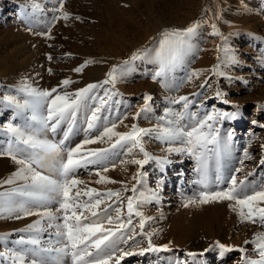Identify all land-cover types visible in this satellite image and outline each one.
Returning a JSON list of instances; mask_svg holds the SVG:
<instances>
[{
    "label": "snow or ice",
    "instance_id": "snow-or-ice-1",
    "mask_svg": "<svg viewBox=\"0 0 264 264\" xmlns=\"http://www.w3.org/2000/svg\"><path fill=\"white\" fill-rule=\"evenodd\" d=\"M32 7L43 11L38 4ZM52 11L59 15H53L48 22V31L39 35L52 38L51 26L60 19L68 20L71 15L64 10L63 0H59V6ZM201 26L202 21H194L185 28L162 30L158 38H154V44L137 49L122 64L113 65L105 80L89 83L75 91L68 90L76 83L71 78H65L51 89L33 86L29 80L21 79L16 85L9 86L8 94L0 96V107L13 110L12 119L0 126V136L6 138L0 139V157H9L18 165L16 171L0 180V186H8L0 191V218L38 217L18 230L22 235L15 241H10L11 233H0V246L4 247L0 257L6 258L10 264H121L128 256L170 250L168 245L153 243L152 238L158 233L145 231V224L154 218L146 217L141 210L145 204L161 199L159 188L165 181L162 176L157 189H147L148 173L144 166L150 161H156L162 168L172 163L166 156H155L146 149L145 137L153 136L168 144L166 152L183 154L195 161L192 183L201 190L194 197L187 198L185 206L227 202L241 223H258L264 227V179H249L255 173H243L244 159L238 161L240 167L232 166L233 131L225 130L221 134L220 125L224 120L239 118V105H235L237 111L234 112L213 108L201 116L189 111L197 103L195 99L180 96L178 100L170 99V103H182L184 110L176 112L168 108L165 116L159 118L174 117L167 121L168 127L144 128L133 123L128 131L117 130L128 116L120 110L122 94L115 89L116 83L134 71L136 61H143L157 65L151 77L168 87L169 74L180 67L187 70L189 55L198 51L193 40ZM211 28L212 34L223 41L218 50L224 55L218 57L220 63L209 70L192 69L187 74L188 81L204 71L226 76L221 63H241L235 50L229 46L228 37L215 23ZM52 58L48 56L49 60ZM258 59L264 62V55ZM93 62L86 60L74 71L82 72ZM48 71L51 73L52 69ZM205 85L211 87L207 80L200 87ZM100 90H103L102 95ZM200 95L192 94L193 97ZM225 95L219 88L216 90L217 98L223 99ZM143 99L145 103L135 112L134 119L142 115L147 118L153 111L150 103L153 97L145 94ZM199 103L203 106V100ZM224 103L228 101L224 100ZM81 114L84 116L82 122L78 120ZM185 117L189 123L181 125L180 121ZM257 123L252 121V124ZM81 133L84 138L73 144V138ZM95 144H106L107 147H86ZM121 156H131V159H119L120 165H137V171L131 177L135 181L131 188L123 181L119 182L122 187L118 190H81L78 187L84 182L77 178V172L89 166H95V175L99 176L97 183H117L103 173H107L110 167L115 168L117 160L113 158ZM243 157L251 158L247 148ZM259 163L264 165V157ZM238 174L242 178L238 179ZM128 192L132 194L125 195ZM134 218H139L137 223ZM138 236L147 240L148 247L139 252L125 250L139 246ZM245 244L254 245L255 257L249 256L245 247L219 241L204 252H189L188 256H203L219 249L217 255L223 259L227 253L239 251L243 255L238 264H264V231L255 233L254 238Z\"/></svg>",
    "mask_w": 264,
    "mask_h": 264
},
{
    "label": "rangeland",
    "instance_id": "rangeland-1",
    "mask_svg": "<svg viewBox=\"0 0 264 264\" xmlns=\"http://www.w3.org/2000/svg\"><path fill=\"white\" fill-rule=\"evenodd\" d=\"M222 1L223 0H63L64 10L71 14L70 18L68 20L60 19L52 25V38H48L47 36L39 35L38 32L48 31V22L51 21L52 16L59 15V13H54L52 11L55 7L59 6V0H4V5H2V7L0 6V96L8 94V87L19 83L21 79H27L31 83L34 80L33 83H36H34L33 86L44 89V86L40 85L38 82L39 80L44 81L53 74L63 73L70 68H74V66L84 64V62L81 63L79 61L83 60V58H85V61L89 60L90 57L94 55L103 54L112 59L116 54L122 53L121 58L117 59L116 62L111 60L112 66L120 65L137 49L154 44V38H158V34L162 30L166 28H185L194 21H202V27L198 30L196 35L197 40H193L198 51L189 55L188 62L191 61V64L187 63V70L184 67L178 68L175 82L178 80L179 83H174L175 86L177 85L176 87L174 84L169 85L168 83L170 87H165L159 79H152L151 74L156 71L157 65L136 61L134 71L125 78V90H127V92L125 90H119L120 93L122 91L123 100L126 97L131 99L130 107L134 114L135 111H138L139 107H142L145 103V101L141 99L145 94L153 97V100L150 102L153 103L154 107L153 111L149 113L151 118L148 114L149 117L147 116V118H145L141 116L139 119H136L135 122L149 123V121H161L159 118L162 117V112L160 111L162 104L155 101V93H151L152 90L149 88V83H155L159 91L163 92L162 95L165 97H167V93L170 92L168 98H172L174 93L179 94L184 88H187L188 80L186 77L188 72L191 71L192 68L194 69V67H201V60L206 58V61H209L207 68L211 69L213 65L220 63L218 57L222 58L224 55L222 51H217L216 55V50H218L219 45H222L223 41L221 37L212 34L213 29L211 25L215 23L221 27L220 32H223L224 36L225 32L228 33L232 31V28L236 27L238 35L236 36V34H234L235 36L228 38V41L232 44L229 46L231 49L235 50L241 63L238 65L221 63V70L227 74L226 76H216L210 71L211 78L215 77L217 82H219V89L222 91L225 89L226 95L230 101L225 105H221L217 100L220 98L214 96L211 100L205 102L202 113L204 114L205 111H211L213 108L224 112H234L237 111L235 105L240 106L239 118L241 121L239 119L224 120L220 125L221 134L223 135L225 130H232V142L234 143L236 140L240 143L239 152L237 151V153L235 151L232 154V166L240 167L241 165L238 161L244 159V164H254L255 166H243V173L247 174L251 172L254 166L258 177L264 179L263 165H259V161H257L259 156L263 155L264 148L260 146L259 151L257 150L261 152L260 155H251L248 152L251 157L250 159H245L242 156L244 150L241 151L245 148L248 150L249 147L258 144L256 142L260 137L262 138L261 132L264 129V127H262L264 124V108L261 107L264 105V62L258 59L264 55V39H261L264 37V20H262V17L264 18V11L261 14L259 13V17L257 16L256 19H253L251 22V24L253 23V27L249 28L244 21L226 22L225 16H223L224 8L221 5L223 4ZM237 2L238 0L233 3L236 4ZM33 4H38L39 9H43V11L34 10L32 7ZM250 10L252 11L253 9ZM190 14L192 17L184 22ZM76 17H80V19H76ZM210 20L212 22L214 20L215 22H209ZM207 23H210V25H207ZM24 27L28 29L26 30ZM50 44L51 46H49ZM207 44L210 46L207 47ZM207 52L212 54H210L211 56L209 55L211 58L206 55L208 54ZM213 52L215 53L213 54ZM204 53L206 57L203 55ZM49 55L53 57L51 60L48 59ZM191 57L194 59L192 60ZM189 68H191V70ZM48 69H52L53 72L50 73ZM175 75L174 73H170L166 82L169 81V77L173 79ZM229 77H231V79H229ZM123 80L124 79L121 81ZM145 80L147 83L142 82ZM171 87H175V91H172ZM180 106L182 107L183 104L179 103L178 108L181 109ZM12 116V109L0 107V126L8 122V120H11ZM253 120H256L258 123L255 125L252 124ZM187 123L188 122L185 124ZM2 138L4 139L5 137L0 136V139ZM152 141V137L150 139L145 138V147L151 153H156V151H154L156 148L168 146V144L160 139H158L157 146H155ZM96 146L97 145H92L89 147ZM179 156L180 154L178 153V157ZM184 157L188 159L187 162L192 167V170L195 161L186 155H184ZM115 158L116 157L113 159ZM119 159H131V157L128 156V158H123V156H121L116 158L117 166L115 168L110 167L107 173H103V175L108 176L111 180L117 181V183H97L99 176L95 175V166H89V168H82L77 172V178L84 182L78 187L81 190L85 188H97L100 191H105L107 189L118 190L122 187L119 182L123 181L131 188L132 184L135 183L131 177L137 171V165H120L118 163ZM151 164L155 165L156 163L150 161L149 164L144 166V171H147L149 184L153 187L157 182L158 173L157 170H155L154 175L150 172ZM17 167L18 165L9 157H0V180L16 171ZM191 170L189 169V174H186L183 178L181 175L178 177L174 176L172 181L165 182V193L173 192L171 198L162 196L158 202L153 201L145 204L141 208L146 217L152 213H155V216L159 213L153 220H148L146 222L145 231H156L158 234L153 236V243L157 246L168 245L170 250L150 252V254L147 252L150 258L133 260L134 262H131V264H177V262H180V264H213L214 261L215 264H238L243 255L239 251L227 253L226 257L223 259H220L217 255L219 249L204 253L203 256H188L189 252H204L209 246H214L216 241L225 245L245 247L248 251V255L255 257L254 245H246L245 242L244 245H236L227 240L229 239V234L233 236L237 228L247 223H241L240 221H231V224L228 223L230 222L229 211L232 210L229 208L227 202H214L201 206H185L187 198L194 197V195L201 190L198 185L192 183L195 176H193V170L192 173H190ZM240 178H242V176L238 174V179ZM253 178L252 176L249 177V179ZM6 187L8 186H0V191H3ZM147 189L149 188L147 187ZM131 194V192H128L125 195ZM83 199H87V197H83ZM36 219H38L36 216H29L20 220L0 218V233H11L10 241H15L22 235L18 230L24 228ZM138 219L139 218H134V223H137ZM223 221L224 223H222ZM259 227L264 231V227L262 228L260 224ZM251 228H253V226L250 224L245 226L244 233L246 236L248 234L250 235L252 231ZM46 238L47 236H45V239ZM246 238L247 240H252L249 236ZM137 240L141 241L138 247H134L133 249L126 248L125 250L136 249L135 251H138L139 249L137 248L148 245L147 240L143 237L138 236ZM201 242L202 244L205 242L202 246L204 247L203 249L194 247L189 249V246H196ZM3 250L4 247L0 246V251ZM136 261L139 262L137 263ZM0 264H10V262L4 257H0Z\"/></svg>",
    "mask_w": 264,
    "mask_h": 264
},
{
    "label": "bare ground",
    "instance_id": "bare-ground-1",
    "mask_svg": "<svg viewBox=\"0 0 264 264\" xmlns=\"http://www.w3.org/2000/svg\"><path fill=\"white\" fill-rule=\"evenodd\" d=\"M27 1V0H26ZM236 2L237 0H223L222 1V3L223 4H221L222 6H223V8H224V10H223V16H225V21L226 22H231L232 23V21H236V22H238V21H241V22H245L246 24H247V27H249V28H252L253 27V23L251 24V22L253 21V19H256V17L258 16V15H260L263 11H264V0H238V2L236 3V4H234L233 2ZM2 5H4V0H0V6L2 7ZM235 6H237V7H235ZM217 7V6H216ZM220 8V7H219ZM216 9H218V8H216ZM250 9H253L252 11L250 10ZM253 11H254V13H253ZM222 12V11H221ZM250 13V12H252V13H250V14H248V13ZM260 13V14H259ZM214 14V13H213ZM221 14V13H220ZM216 15V14H215ZM213 16V15H212ZM221 16V15H220ZM192 17V15L190 14L189 16H188V18H186L185 20H184V22L186 21V20H188V19H190ZM211 17V16H210ZM259 17V16H258ZM215 18H216V16H215ZM211 19V18H210ZM223 19V18H222ZM34 20V19H33ZM262 20H264V18L262 17ZM45 21V20H44ZM205 21V20H204ZM43 22V21H42ZM42 22H41V25H42ZM206 22V21H205ZM208 22V21H207ZM209 22H212L211 20L209 21ZM213 22H215L214 20H213ZM212 22V23H213ZM44 23V22H43ZM204 23V22H203ZM211 23V24H212ZM210 25V23H207V25ZM220 24V23H219ZM226 24V23H225ZM224 24V25H225ZM228 24V23H227ZM40 25V26H41ZM217 25V24H216ZM229 25V24H228ZM234 25V24H233ZM241 25H243V24H241ZM240 25V26H241ZM236 26V25H235ZM31 27H33V26H31ZM43 27V26H42ZM45 27V26H44ZM202 27V26H201ZM217 27H218V29L221 31V27H219L218 25H217ZM234 27V26H233ZM25 28V27H24ZM238 28V27H237ZM26 29V28H25ZM28 29V28H27ZM26 29V30H27ZM20 30H21V28H20ZM25 30V31H26ZM32 30V29H31ZM232 31H229L228 33L227 32H225V36L226 37H228V38H230V37H233V36H235L234 34H236V36L238 35V32H237V29H236V27L235 28H232L231 29ZM204 31H206V30H204ZM234 31V32H233ZM28 32H30V31H28ZM34 32V31H33ZM32 32V33H33ZM206 32H208V31H206ZM205 32V33H206ZM213 32V31H212ZM26 33V32H25ZM39 33V32H38ZM209 33H210V31H209ZM223 33V32H222ZM29 34V33H28ZM35 34V33H34ZM32 35V34H31ZM211 35V34H210ZM33 36V35H32ZM204 36V35H203ZM35 37V36H34ZM218 37V36H217ZM205 38H207V37H205ZM214 38V37H213ZM194 39H196V37L194 38ZM208 39V38H207ZM197 40V39H196ZM213 40V39H212ZM209 41H210V39H209ZM208 41V42H209ZM217 41V40H216ZM222 42V41H221ZM220 42V43H221ZM212 43V42H211ZM215 43V42H214ZM217 43V42H216ZM228 43H229V45H232L229 41H228ZM39 44V43H38ZM218 44V43H217ZM49 46H51V44L49 45ZM210 46V45H209ZM208 46V44H207V47H209ZM212 46V45H211ZM214 46H216V45H214ZM58 47V46H57ZM51 48V47H50ZM56 48V47H55ZM217 48V47H216ZM209 49H211V48H209ZM49 50V49H48ZM212 50V49H211ZM55 51V50H54ZM71 51V50H70ZM208 51V50H207ZM210 51V50H209ZM217 51H219V50H216V55H217ZM48 52V51H47ZM123 52V51H122ZM127 52V51H126ZM212 52V51H211ZM49 53V52H48ZM71 53H73V52H71ZM206 53V52H205ZM205 53L203 54L205 57H206V55L207 56H209L211 53L209 52H207L208 54H206L205 55ZM215 52H213V54H214ZM59 54V53H58ZM68 54V53H67ZM121 55H122V53H119V54H116V56L114 57V58H112V59H110V58H108L106 55H103V54H101V55H94V56H91L90 57V59L92 60V61H94L93 63H90V64H88L87 65V67H85L84 68V70L82 71V72H75L74 71V69L75 68H77L78 66H80V65H78V66H74V68H70V69H68L67 71H65V72H63V73H58V74H53L52 76H50L48 79H45L44 81H42V80H39V78H38V82L40 83V85H43L44 86V89H51V88H53V87H55V86H57V85H59L60 84V82L62 81V80H64L65 78H71L73 81H76V83H74V84H72V85H70L69 86V88H68V90L69 91H75L76 89H79V88H83V87H85L87 84H89V83H96V82H100V81H103V80H105L106 78H107V73L111 70V67H112V65H111V62L112 61H117V59H120L121 58ZM212 55V54H211ZM210 55V56H211ZM66 56V55H65ZM203 56V57H204ZM209 56V57H210ZM214 56V55H213ZM212 56V57H213ZM69 57V56H68ZM67 58V57H66ZM211 58V57H210ZM214 58V57H213ZM58 59V58H57ZM191 59L193 60L194 58H192L191 57ZM208 59V58H207ZM67 60V59H66ZM112 60V61H111ZM56 61V60H55ZM63 61V60H62ZM65 61V60H64ZM200 61V60H199ZM71 62V61H70ZM78 62V61H77ZM79 62H81V63H83V62H85V58H83V60H81V61H79ZM191 62V61H190ZM190 62H188V63H190ZM209 62V61H208ZM208 62L206 61V58L205 59H203V60H201V63H200V66L201 67H194V69H204V70H209L208 68H207V64H208ZM56 63V62H55ZM80 63V64H81ZM191 64V63H190ZM60 65V64H59ZM64 65H68V64H64ZM74 65V64H73ZM72 65V66H73ZM209 65V64H208ZM60 67H62V66H60ZM146 67V66H145ZM188 67V66H187ZM191 67V66H190ZM181 68H183V67H181ZM64 69V68H63ZM190 70H191V68H189ZM193 69V68H192ZM57 70H58V68H57ZM60 71V70H59ZM177 71H178V68L174 71V72H172V73H174V74H176L175 75V77L172 79V77H169V81L167 82L169 85H173L174 83L176 84V83H179L178 82V80H177V82H175V79H177ZM53 72V71H52ZM176 72V73H175ZM190 72V71H189ZM55 73V72H54ZM182 73V72H181ZM180 73V74H181ZM41 74V73H40ZM179 74V75H180ZM39 75V74H38ZM181 77H183V76H181ZM9 78V77H8ZM12 78H13V76H12ZM5 79V78H4ZM11 79V78H10ZM1 80V79H0ZM3 80V79H2ZM5 80H7V79H5ZM13 80V79H12ZM168 80V79H167ZM205 80H207L208 81V84L209 85H211V87H209L208 85H205V87L204 88H201L200 87V85L205 81ZM8 81H9V79H8ZM7 81V82H8ZM34 81V80H33ZM33 81H32V84H34V83H36V82H34L33 83ZM37 81V80H36ZM3 82V81H2ZM10 82V81H9ZM125 82H126V80L124 79L123 81H118L117 83H116V85H115V89H117L118 91L119 90H125V87H126V85H125ZM143 83H147V81L145 80V81H142ZM38 83V84H39ZM187 88H184V90L183 91H181L179 94H177V93H174V95H176V96H174V95H172L173 97L171 98H168V94H170V93H167L164 89V91L167 93V97H165L164 95H162V93L163 92H161V91H159V88H157V85L155 84V83H152V82H150L149 83V88H150V90H152V92L151 93H155L154 94V98H155V101L156 102H160V104H162V108H161V112H162V115L161 116H165V110L166 109H168V108H171V109H174L176 112H182L184 109H183V106L181 107V109L180 108H178L179 107V103H175V104H173V103H170V99H177L178 100V98L180 97V96H188L190 99H195V100H197V103L196 104H194L193 106H191L190 107V109H189V111H194V112H198L201 116L203 115V113H202V109H203V107L205 106V102L206 101H209V100H211V98H213L214 96H215V93H216V90L219 88V82H217V80L215 79V77H213V78H211V74H210V71H204L199 77H194L191 81H187ZM15 84V83H14ZM175 84H174V86H175ZM9 85H13V84H9ZM8 85V86H9ZM16 85V84H15ZM125 85V86H124ZM6 86V85H5ZM177 86V85H176ZM175 86V87H176ZM105 87H111L110 85H106ZM168 87H170V86H168ZM175 87H171L172 88V91L174 90V88ZM179 87V86H178ZM183 87V86H182ZM184 87H185V85H184ZM9 88V87H8ZM148 88V89H149ZM165 88V87H164ZM6 89H7V87H6ZM178 89V88H177ZM179 90V89H178ZM221 90V89H220ZM122 91H121V93H122ZM126 92H127V90H125ZM175 91V90H174ZM4 92H5V89H4ZM159 92V93H158ZM169 92V91H168ZM223 92H225L226 93V91H225V89L223 90ZM3 93V92H2ZM100 93H101V95L103 94V90H100ZM129 93V92H128ZM172 93V94H173ZM193 93H201V97L200 96H196V97H193L192 96V94ZM125 97H126V95H125ZM119 99H122V97H120ZM141 99H143V98H141ZM144 100V99H143ZM200 100H203V106H201V104L199 103L200 102ZM219 102H220V104L221 105H225L226 103H224V100H227V101H230L229 99H228V97H227V95H225L224 97H223V99H217ZM122 101H123V104H122V106L120 107V110H121V112L122 113H127V116H128V118L126 119V120H124L123 121V123L122 124H120L119 125V127H118V131H128L129 130V128H130V126L133 124V123H137L140 127H144V128H154V127H157V126H160V128H164V127H168L169 126V124L167 123V121H169V120H173L174 119V117H172V116H167V118H166V120H161V121H157L156 122V120L155 121H149V123H146V122H135L136 121V119H134V113H132L133 112V110L131 111V107H130V104H131V99L130 98H125L124 100L122 99ZM141 101V100H140ZM139 102V101H138ZM134 103H137V102H134ZM138 104V103H137ZM133 105V104H132ZM151 105H152V108H154L153 107V103H151ZM127 106V107H126ZM138 106V105H137ZM134 107V106H133ZM136 107V106H135ZM212 107H214V106H212ZM137 108V107H136ZM136 108H134V109H136ZM140 108V107H139ZM216 109V108H215ZM136 112V111H135ZM155 113V112H154ZM159 114V113H158ZM150 115V114H149ZM143 116V115H142ZM131 117V118H130ZM144 117V116H143ZM142 117V118H143ZM149 117V116H148ZM239 117H240V115H239ZM150 118H151V115H150ZM150 118H148V119H150ZM83 119H84V116H83V114H81L79 117H78V120L80 121V122H82L83 121ZM113 119H115V115H113ZM237 119H239L240 121H241V119L240 118H237ZM141 120V119H140ZM9 121V120H8ZM142 121H145V120H142ZM186 122H188L189 123V121H188V118L187 117H185L183 120H181L180 121V124L181 125H183V124H185ZM263 122H264V120H263ZM7 123V122H6ZM229 125H231V124H229ZM255 125V124H254ZM264 125V124H263ZM126 126H128V127H126ZM239 133V132H238ZM259 134H260V132H259ZM261 134H262V138L260 137V139H258V141L256 142V143H258V144H256L255 146L253 145V147H249V149H248V152L252 155V154H254V155H260L261 154V152H258L259 151V147L260 146H262V145H264V129L262 130V132H261ZM58 138V137H57ZM84 138V135H83V133H81L80 135H78V136H76V137H74L73 138V144H75V143H79L80 142V140H82ZM145 138H149V137H145ZM153 138V144L155 145V146H157V143H158V139L155 137V136H153L152 137ZM3 139V138H2ZM5 139V138H4ZM150 139V138H149ZM147 140V139H146ZM161 142V141H160ZM162 143V142H161ZM153 144H151V145H153ZM163 144V143H162ZM167 144V143H166ZM95 145H97L96 147H107V145L106 144H95ZM89 146H92V145H89ZM88 146V147H89ZM159 146V145H158ZM87 147V146H86ZM152 147V146H151ZM168 146H164V147H160V148H156V150H154V151H156V153H152V154H154L155 156H158V157H167L169 160H171L172 161V163H170V164H165V165H163V168L161 167V165H159L156 161H154L156 164L154 165V164H151L150 165V172L154 175V173H155V170H157V175H158V179H157V182L155 183V185H153V187H152V185H150L149 183V177L147 178V184H146V187H148L149 189H157V186H158V183H159V181H160V178L163 176L164 178H165V181H164V183H163V185L159 188V195L161 196V198H162V196L163 197H172V193L173 192H171V193H165V189H164V187H165V182L166 181H172V178L174 177V176H177L178 177V175H177V173H182V175H181V177L183 178V176H185L186 174H189V172H188V170L190 169L191 170V166L189 165V163L187 162V158L186 157H184V155H182V154H180V156L178 157V153H174V154H172V153H169V152H166L165 151V149L167 148ZM239 147H240V143H239V141H236L235 140V142L233 143L232 142V150H233V152H239ZM155 149V148H154ZM151 150H153V149H151ZM244 149H242L241 151H243ZM258 150V151H257ZM240 151V152H241ZM255 151H256V154H255ZM233 152H232V154H233ZM237 152V153H238ZM258 152V153H257ZM151 153V152H150ZM236 153V154H237ZM242 154V153H241ZM237 155H239V154H237ZM243 156V155H242ZM131 157V156H130ZM262 157H264V153H263V155H260L259 156V158L257 159V161H259L260 162V160H261V158ZM123 158H126V157H124L123 156ZM128 158V157H127ZM239 158H240V156H239ZM116 159V158H115ZM252 162V161H251ZM256 162V161H255ZM257 163V162H256ZM194 165H195V163H194ZM251 165H254V164H251ZM251 165H248V164H244L243 166L244 167H248V166H250V167H252ZM259 165H260V163H259ZM193 166V165H192ZM255 166V165H254ZM254 166H253V168H252V171L251 172H254L255 173V175L254 176H252V177H254L253 179H255V180H259L261 177H258V175H257V173H256V171H255V169H254ZM262 166V165H261ZM264 166V165H263ZM262 166V168L264 169V167ZM259 168V167H258ZM257 168V169H258ZM193 170V169H192ZM192 170L190 171V173H192ZM247 170H249V169H247ZM149 172V173H150ZM168 172V173H167ZM248 172V171H247ZM190 176V175H189ZM193 176H194V174H193ZM191 177V176H190ZM195 178V177H194ZM193 178V179H194ZM179 184V183H178ZM177 184V185H178ZM168 192V191H167ZM166 194V195H165ZM162 201V200H161ZM172 201V200H171ZM167 202V201H166ZM174 202V201H173ZM160 207V206H159ZM165 211V210H164ZM230 212V214H229V220H230V222H228L229 224H231V221H234V222H237V221H240L239 220V217H238V214L236 213V212H234V211H229ZM159 214V213H158ZM158 214H156V216L158 215ZM154 215V216H153ZM161 215V214H160ZM155 216V213H152L151 215H149V216H147V217H153V218H155L156 217ZM159 218V217H158ZM153 220V219H152ZM157 220V219H156ZM155 220V221H156ZM152 222V221H151ZM233 222V223H234ZM222 223H224V221L222 222ZM232 223V224H233ZM248 224H250V225H252L253 226V228H251L252 229V231L250 232V235L248 234V232H247V236H249L250 237V239H253L254 238V235H255V233H257V232H260V231H262V229L259 227V224L257 223V224H253V223H249V222H247V223H244V226H241L240 228H237L235 231H234V234H233V236H232V234H229V239H227V240H229L230 242H232V244H236V245H244V242L245 241H247V236L245 235V226H247ZM231 226V225H230ZM249 227V226H248ZM244 228V229H243ZM263 228V227H262ZM230 229V228H229ZM231 229H232V227H231ZM250 229V228H249ZM248 231V230H247ZM231 232H232V230H231ZM246 236V237H245ZM213 240V239H212ZM205 243V242H204ZM204 243L202 244V242L201 243H199V244H197L196 246H189V249H192V247H194V248H198V249H203L204 247H202L203 245H204ZM148 244V243H147ZM250 245V244H249ZM148 247V245H144V246H142V247H139V248H137V249H139L138 251H136V252H139L140 251V249H143V248H147ZM249 247V246H248ZM251 247H253V246H251ZM252 249V248H251ZM136 250V249H135ZM134 250V251H135ZM212 252V251H211ZM144 254H146V255H144ZM143 255H132V256H128V257H125L124 258V260H122L121 261V264H131V262H134L133 260H141V258H147V257H149L150 258V252H149V254H147V252H145ZM163 260V259H162ZM181 260V259H180ZM154 261V260H153ZM137 263L139 262V261H136ZM189 262V261H188ZM215 262V261H214ZM213 262V264H215ZM233 262V261H232ZM147 263V262H146ZM161 263V262H160ZM190 263V262H189ZM223 263H224V261H223ZM136 264V263H135ZM190 264H192V263H190ZM229 264V263H228Z\"/></svg>",
    "mask_w": 264,
    "mask_h": 264
}]
</instances>
